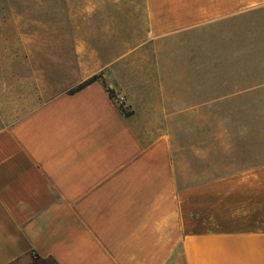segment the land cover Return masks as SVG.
Instances as JSON below:
<instances>
[{"label": "crops", "instance_id": "crops-1", "mask_svg": "<svg viewBox=\"0 0 264 264\" xmlns=\"http://www.w3.org/2000/svg\"><path fill=\"white\" fill-rule=\"evenodd\" d=\"M74 4L35 0L12 12L82 10ZM136 4L153 39L262 7L264 0ZM35 21L18 28L30 30L22 33L23 45L38 63L27 48L43 25ZM47 57L37 59L34 77L99 78L74 91L40 84L37 106L8 122L0 118V264L34 254L54 264H264V163L180 185L169 128L174 109L159 107L165 96L162 104L152 101L150 89L141 88L150 82L142 72L124 79L109 63ZM46 60L57 68L47 69ZM180 110L189 113L190 104L183 101Z\"/></svg>", "mask_w": 264, "mask_h": 264}, {"label": "rangeland", "instance_id": "rangeland-1", "mask_svg": "<svg viewBox=\"0 0 264 264\" xmlns=\"http://www.w3.org/2000/svg\"><path fill=\"white\" fill-rule=\"evenodd\" d=\"M140 1L53 0L65 3L56 7L75 3L82 10L38 15L12 12L35 0H0V118L8 122L37 106L40 84L75 88L71 78L33 76L37 59L71 54L87 66L109 63L124 79L140 71L152 101L162 104L166 97L159 107L176 115L169 128L180 185L264 163V6L151 39L143 11L135 12ZM32 18L44 25L34 28L27 45L38 63L28 60L23 45L22 33L30 30L18 28ZM183 101L189 113L178 111Z\"/></svg>", "mask_w": 264, "mask_h": 264}, {"label": "trees", "instance_id": "trees-1", "mask_svg": "<svg viewBox=\"0 0 264 264\" xmlns=\"http://www.w3.org/2000/svg\"><path fill=\"white\" fill-rule=\"evenodd\" d=\"M98 78H99V75L94 74V75L90 76L89 78L85 79L84 81L80 82L75 88H73L69 91H74V90H77L79 88H82L83 86H85V85H87V84H89L95 80H98ZM108 92L111 96H114V91L112 89L108 88ZM118 106H119L120 110L122 112H124L126 115L129 114V111H127L125 109V104L119 103ZM28 264H54V262L51 259L42 258L39 255L34 254V255H32V258Z\"/></svg>", "mask_w": 264, "mask_h": 264}]
</instances>
